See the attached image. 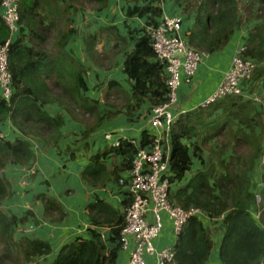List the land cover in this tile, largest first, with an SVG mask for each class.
I'll use <instances>...</instances> for the list:
<instances>
[{
  "label": "trees",
  "instance_id": "trees-1",
  "mask_svg": "<svg viewBox=\"0 0 264 264\" xmlns=\"http://www.w3.org/2000/svg\"><path fill=\"white\" fill-rule=\"evenodd\" d=\"M61 1L64 3L61 4ZM145 1L149 2L147 6L129 10L128 15L152 14L153 18L162 15V9L153 7L157 0ZM258 1L260 7L256 18L260 23L249 34L247 56L259 65L252 79L253 91L263 89L264 92V0ZM1 3L2 0L0 46L11 36L2 19ZM75 4L79 7L63 0L19 2V33L17 38L13 37L9 52V71L13 77L14 95L11 103L0 98V123L10 118L25 137L46 140L38 126L53 123L52 130L57 131L61 125V117L53 119L43 112L45 105L60 100L71 116L76 112L73 118L83 116L84 105L92 108L97 106L96 102L84 98L83 92L88 90L83 78L84 67L66 47L76 33L71 28V9L77 11L90 5L101 11L108 7V1L75 0ZM189 5L197 14L196 25L188 37L189 44L198 51L209 53L225 48L237 24V0H196L194 3L189 0ZM136 37L138 39L134 50L125 61V73L135 81L133 98L138 103L150 99L156 106L163 105L168 95L165 67L154 52L149 32L144 29ZM53 38L55 40L51 41ZM87 52L90 55L94 50L87 49ZM51 71H56L57 80L50 78ZM49 81H53L51 86ZM114 86L119 85L115 82L109 84V88ZM55 89L60 93L57 94ZM218 111H222V115L216 116L212 122H205L208 117L218 115ZM93 116H96V111ZM236 120L249 128L251 134L240 129L235 133L231 131ZM99 124H102V120ZM256 125L263 130L258 137L254 131ZM198 128L203 129L206 133L204 136L208 139L218 136L224 130L225 142L236 140V154L242 146L246 148L247 154L238 155L229 164L220 162L225 170L222 174L216 166L197 174L186 187L177 192L176 201L172 196L171 186V199L186 210L190 207L198 208L213 220L224 216L219 228L222 232L219 249L222 264H264V188L258 189L257 193L251 192L253 184L249 176L255 168V158L260 159L264 155V114L258 111L254 115L250 104L243 102L242 97L229 96L208 109H200L179 118L171 135L168 177L171 184L184 180L192 170L190 147L183 140L201 132ZM143 138L142 145H152L153 139L148 135L145 134ZM53 140L57 142L56 139ZM116 149L117 154L127 155L130 160L138 152L137 147L128 141L120 143ZM194 155L201 158L197 148ZM34 158L26 139L12 142L0 137V264H32L37 263L39 258L52 254V248L47 242L29 238L17 241L16 226L18 222H27V219H18L1 209L12 196L11 183L4 175V170L10 164L28 166L34 162ZM97 162L98 158L94 160V163ZM92 171L90 168L86 174L91 177ZM261 177L264 181V175ZM41 199L45 205L46 217L50 216L54 222L61 221L60 217L54 218V213L61 216L60 207L46 196ZM91 212L96 228L90 230V238H80L63 247L52 264H117L118 253L122 251L120 237L125 225V215L120 217L103 204L93 208ZM110 212L111 216L107 217ZM107 227L111 228L109 240H105L99 232ZM213 247L210 230L198 216L192 217L178 237L175 247L176 264H205Z\"/></svg>",
  "mask_w": 264,
  "mask_h": 264
},
{
  "label": "crops",
  "instance_id": "crops-1",
  "mask_svg": "<svg viewBox=\"0 0 264 264\" xmlns=\"http://www.w3.org/2000/svg\"><path fill=\"white\" fill-rule=\"evenodd\" d=\"M63 1L70 5L74 3V6L79 7L75 4V0ZM106 1L108 7L101 11L90 5H85L83 9L77 11L71 9V28L76 33L72 35L66 47L84 67L83 78L88 88L83 92L84 98L96 102V108L84 105L83 116L77 115L73 118L76 112L71 116L60 100L43 106V112L49 117L62 118L57 131L52 130L53 123L38 126L46 140L40 137H25L17 130L10 118L0 123L1 138L12 142L26 139L35 156L34 162L28 166L10 164L6 167L4 175L11 183L12 196L1 206L5 213L18 219H27V222H18L16 226L17 241L29 238L50 244L52 254L39 258L37 263L33 264H52L63 247L80 238L89 239L90 230L96 228L92 220L93 208L103 204L121 217L123 210L129 206L131 202L129 171L133 158L130 160L127 155L117 154L115 151L117 145L128 141L138 150L148 148L142 145L144 135L153 139L159 132L150 122L152 109L156 105L150 99L141 103L134 100L135 81L125 73V61L128 54L134 50L138 39L136 34L144 29L147 31L148 27L158 25L164 15L182 17L181 35L188 42V37L197 22L196 10L190 7L189 0H186L184 11L176 0H157L153 7L162 9V15L158 18H153L152 14L128 15L129 10L147 6L149 2L145 0ZM195 1L192 0V3ZM237 2L239 11L237 24L227 46L212 53L206 52L208 56L205 57L190 83L185 82L183 75L177 103L172 107L178 119L200 110L199 106L216 91L231 67L236 49L247 43L249 34L260 23L256 18L260 7L258 0H237ZM63 3L61 1V4ZM53 40L55 39L51 41ZM87 49L90 51L93 49L94 52L89 55ZM55 73L56 71L49 72L53 80H57ZM111 82L119 86L109 88ZM52 84L53 81H49V85ZM55 92L60 93L57 89ZM257 94L264 95L263 89H258ZM1 96L0 88V98ZM243 102L250 104L254 115L258 111L264 114V108L259 107L262 103L264 107V101L256 103L254 100H243ZM95 111L96 116H93ZM217 114L208 117L205 122H212L216 116L222 115V111H218ZM101 120L102 124H99ZM239 129L251 134L249 128L240 125L236 120L231 131L235 133ZM199 130L201 132H196V135L192 134L183 140V143L190 147L193 166L184 180L171 184L174 200H177L175 196L177 192L186 187L190 179L197 174L207 171L211 166H216L222 174L225 170L220 162L229 164L238 155L247 154L243 146L236 154L234 142L236 140L225 142L224 130L223 133L210 139L205 138L206 133L203 129ZM254 131L257 137L261 131L263 132L257 125L254 126ZM53 138L57 142H54ZM262 144L264 148V139ZM195 148L198 149L201 158L194 155ZM97 158L99 162L94 163ZM259 160L255 158V168L249 173L252 184L253 178L261 177L257 172ZM90 168L93 170L91 177L86 174ZM121 180L126 183L121 185ZM251 192L257 191L251 188ZM43 196L60 207L61 216L54 213V218L60 217L61 221L54 222L50 216L46 217L45 205L41 199ZM111 213H108L107 217H110ZM162 216L163 230L153 240V245L158 250L176 247L178 242L172 221L167 215ZM198 217L210 230L214 243L211 255L205 264H222L219 257L222 232L219 228L224 216L213 220L202 213ZM110 231L111 228L107 227L99 232L105 240H109ZM134 247L135 244L130 237L127 249L118 253L117 264H128ZM145 260L148 264H156V255H146Z\"/></svg>",
  "mask_w": 264,
  "mask_h": 264
},
{
  "label": "built area",
  "instance_id": "built-area-1",
  "mask_svg": "<svg viewBox=\"0 0 264 264\" xmlns=\"http://www.w3.org/2000/svg\"><path fill=\"white\" fill-rule=\"evenodd\" d=\"M19 2L20 0H2L1 3L2 19L11 32L10 39L0 46L1 97L8 103H11L14 95L13 77L9 71V52L13 37L19 33ZM182 27V17L164 15L158 25L147 29L154 52L167 73L168 95L163 105L152 109L150 122L159 134L153 138L152 145L138 150L129 171L131 202L123 210L125 225L120 237L122 250L127 249L130 237L135 244L128 264H148L145 260L146 255H156V264H176L175 247L158 250L153 245V240L160 235L164 227L162 215L169 217L174 232L179 237L188 221L202 214L198 208L190 207L186 210L171 199V183L168 178L171 135L178 120L172 107L177 103L183 75L185 82L190 83L208 56V53L193 48L187 39L182 37ZM247 50V43L236 49L231 67L219 87L203 101L199 109H208L229 96L261 102L257 91H253L252 87V79L259 65L247 56ZM257 170L264 172V155L259 160ZM125 183L124 180L120 181L121 185ZM262 228L264 229V225Z\"/></svg>",
  "mask_w": 264,
  "mask_h": 264
},
{
  "label": "rangeland",
  "instance_id": "rangeland-1",
  "mask_svg": "<svg viewBox=\"0 0 264 264\" xmlns=\"http://www.w3.org/2000/svg\"><path fill=\"white\" fill-rule=\"evenodd\" d=\"M176 2H178V5H179V7L180 8H182V10L184 11V7H185V3H186V0H176ZM181 2V3H180ZM176 4V3H175ZM260 96V99L262 100V102L264 101V95H259ZM259 107H261V108H264L263 107V103L262 104H260L259 105ZM219 167H221V166H219ZM257 172L259 173V175H264V173L263 172H261V171H259V170H257ZM253 186H252V189H254L255 191H257L258 189H260V188H264V181H262V179H261V177H256V178H253ZM257 193V192H256ZM256 218H258V216H257V214H256ZM264 230V229H263ZM33 264V263H32Z\"/></svg>",
  "mask_w": 264,
  "mask_h": 264
}]
</instances>
